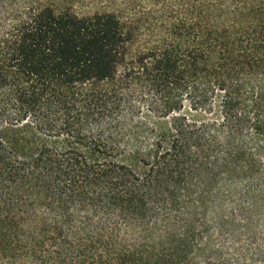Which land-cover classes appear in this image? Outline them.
Wrapping results in <instances>:
<instances>
[{"label": "trees", "instance_id": "1", "mask_svg": "<svg viewBox=\"0 0 264 264\" xmlns=\"http://www.w3.org/2000/svg\"><path fill=\"white\" fill-rule=\"evenodd\" d=\"M0 264H264V0H0Z\"/></svg>", "mask_w": 264, "mask_h": 264}, {"label": "rangeland", "instance_id": "2", "mask_svg": "<svg viewBox=\"0 0 264 264\" xmlns=\"http://www.w3.org/2000/svg\"><path fill=\"white\" fill-rule=\"evenodd\" d=\"M79 2H81V1H79Z\"/></svg>", "mask_w": 264, "mask_h": 264}]
</instances>
